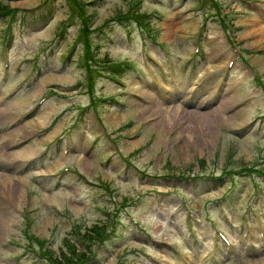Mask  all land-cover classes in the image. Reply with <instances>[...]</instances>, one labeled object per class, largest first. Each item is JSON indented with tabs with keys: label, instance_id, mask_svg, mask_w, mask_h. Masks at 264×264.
<instances>
[{
	"label": "rangeland",
	"instance_id": "rangeland-1",
	"mask_svg": "<svg viewBox=\"0 0 264 264\" xmlns=\"http://www.w3.org/2000/svg\"><path fill=\"white\" fill-rule=\"evenodd\" d=\"M217 2L227 15L229 9L241 7L238 0H208L206 4L202 0L203 9L198 11L191 10L197 5L192 0H83L85 17H82L72 0H0L10 6L8 10L16 13L18 19H26L24 25L17 21L9 28V22L0 16V50L4 35L13 29L16 32L7 78L1 71L4 61L0 60V83L5 87L0 94V110H4L0 113V211L4 213L0 221V264H49V257L37 255L43 247L65 249V236L73 225L84 222V231L93 223L106 220L109 216L105 210L112 209L113 214L120 203L125 224L118 226L105 244H94L90 254L82 259L90 258L80 264H125L119 257L127 250H160L149 239L151 235L177 240L194 256L193 264H203L210 257L214 244L207 220L200 224L203 231L197 244L187 230L183 201L164 197L167 207L174 212L171 216L174 223L170 224L168 212L155 207V197L150 193L156 191L155 186H165L167 182V186H173V178L160 180L164 179L162 176L184 173L199 180L188 182L192 192L187 195L189 204L196 205L197 215H202L206 203L227 192L236 199V207L230 214L237 217L239 207L255 189L253 182L259 179L258 167L253 166L263 158L264 133L248 134L243 128L263 111L264 89L244 65L236 66L226 83L221 72L231 53V38L254 48L264 46V31L254 33V27H264V14L230 17L229 31L223 30L220 23L212 25L210 37L203 39V50L197 59V75L213 74L203 91L189 96L190 80L182 68L190 63L195 39L206 17L204 11L218 13ZM135 5L151 17V28L158 40L166 42L173 51L178 74L186 81H182L181 89L186 90L185 97L177 89H174L179 93L177 97L174 92L164 93L156 83L143 79L125 63L140 60L138 64L142 65L144 42L139 24L128 12ZM7 19L10 21L9 16ZM85 28L91 30L93 42L101 46H93V54L86 46ZM146 42V49L161 58L159 45L153 39ZM48 52L53 53L46 64L44 58L51 55ZM35 56L40 57L41 69L34 68ZM21 58L26 59L23 64ZM102 58H112L109 63L118 67L119 73L115 75L124 78V86L102 75L96 77L98 72L92 66ZM250 59L264 78V54L251 55ZM86 61L91 72H95L93 83L97 78L95 93L116 102L107 105L101 101L99 116L90 110L87 122L81 123L90 135L78 144L80 152L55 154L54 140L64 129H73L72 123L80 114L78 107L92 99L87 92V83L92 78ZM160 74L168 84V77ZM20 81L24 85L19 92L12 99L3 100V95ZM122 90L149 95L153 101L144 103L137 95H122ZM47 91H54L55 95L37 106ZM217 95L222 96L220 102L210 103ZM118 99L126 100L127 105H120ZM241 102L244 104L237 109ZM27 112L33 115L15 124ZM147 118L152 120L146 123ZM102 125L110 131L119 128L128 136L120 138L110 132L91 149L89 142L95 135L103 134ZM114 137L119 138V148L113 142ZM28 138L23 147L17 148L18 143ZM44 148L49 152L35 159ZM24 149L25 153L15 154ZM110 150L117 153L107 161ZM127 157L133 163L128 170L123 164ZM25 163H29L30 170H23ZM64 164L73 165L80 175L70 173L64 184L58 185L57 173ZM248 168H253L250 175L244 171ZM36 173L43 174L39 182L32 178ZM92 180L104 183L111 191L91 184ZM126 208L141 222V228L147 229L132 226ZM223 224L236 240L237 248L234 253L220 249V264H264V244L256 241L252 245L233 223L223 221ZM30 234L37 239L31 240ZM45 240L43 246L41 242ZM77 244L87 250L86 244L80 241ZM129 259L135 264H151L143 253L137 256L131 251Z\"/></svg>",
	"mask_w": 264,
	"mask_h": 264
},
{
	"label": "trees",
	"instance_id": "trees-1",
	"mask_svg": "<svg viewBox=\"0 0 264 264\" xmlns=\"http://www.w3.org/2000/svg\"><path fill=\"white\" fill-rule=\"evenodd\" d=\"M72 1L75 7H78L77 10L81 14V16L85 17L84 15L85 10L83 9L81 0H72ZM138 4H140V2H138ZM8 6L9 5L5 3H0V10H3L4 12H6L8 10ZM132 11L134 13H142L140 11L139 5H137L136 9L133 8ZM109 222H110V219L107 218L106 220H101V221L93 223L91 226L86 227L84 231L80 229L77 230V233L80 235L78 238H80V240L86 244L87 250L79 248L77 242L74 239H72L69 236H65V241H64V244L66 245L65 249H61L60 251H57V250H53L52 248H49L47 250L51 264H73V263L77 264L79 263V261H81L82 258L88 256L89 254L88 252L91 251L92 246L95 243L99 242L100 240L102 241L105 240L109 232L108 230Z\"/></svg>",
	"mask_w": 264,
	"mask_h": 264
},
{
	"label": "bare ground",
	"instance_id": "bare-ground-1",
	"mask_svg": "<svg viewBox=\"0 0 264 264\" xmlns=\"http://www.w3.org/2000/svg\"><path fill=\"white\" fill-rule=\"evenodd\" d=\"M258 30L264 31V27H258V28H255V27H254V33L257 32ZM183 83H184V82H183ZM181 88H182V83H181ZM182 89H183V88H182ZM16 101L18 102L19 99L15 100L14 103H15ZM3 112H4V110H0V113L3 114ZM41 117H42V118H46L47 115H42ZM167 120H168V119H167ZM167 120H166V121H167ZM166 121H165V122H166ZM21 153H22V154L25 153V149H24V150H20V151L15 152V154H17V155H19V154H21ZM31 153H32V151H31ZM13 156H14V154H13ZM3 214H4V213H3L2 211H0V221H2V219L4 218V215H3Z\"/></svg>",
	"mask_w": 264,
	"mask_h": 264
}]
</instances>
